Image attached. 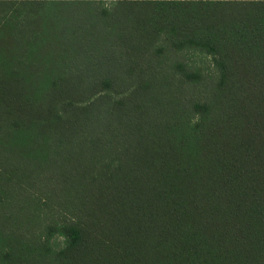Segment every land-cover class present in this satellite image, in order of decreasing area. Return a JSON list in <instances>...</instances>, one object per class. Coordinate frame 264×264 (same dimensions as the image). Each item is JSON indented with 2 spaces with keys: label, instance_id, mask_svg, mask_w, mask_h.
Returning <instances> with one entry per match:
<instances>
[{
  "label": "trees",
  "instance_id": "16d2710c",
  "mask_svg": "<svg viewBox=\"0 0 264 264\" xmlns=\"http://www.w3.org/2000/svg\"><path fill=\"white\" fill-rule=\"evenodd\" d=\"M0 264H264V0H0Z\"/></svg>",
  "mask_w": 264,
  "mask_h": 264
},
{
  "label": "rangeland",
  "instance_id": "374dc122",
  "mask_svg": "<svg viewBox=\"0 0 264 264\" xmlns=\"http://www.w3.org/2000/svg\"><path fill=\"white\" fill-rule=\"evenodd\" d=\"M106 5H109V3L106 4ZM62 243H63V240L62 239H58L57 242H55L54 244L55 245L57 244L58 247H62L63 246Z\"/></svg>",
  "mask_w": 264,
  "mask_h": 264
}]
</instances>
